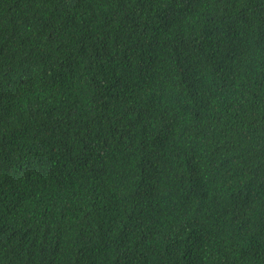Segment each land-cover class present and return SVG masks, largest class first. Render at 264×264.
Listing matches in <instances>:
<instances>
[{
	"label": "trees",
	"instance_id": "16d2710c",
	"mask_svg": "<svg viewBox=\"0 0 264 264\" xmlns=\"http://www.w3.org/2000/svg\"><path fill=\"white\" fill-rule=\"evenodd\" d=\"M0 264H264V0H0Z\"/></svg>",
	"mask_w": 264,
	"mask_h": 264
}]
</instances>
